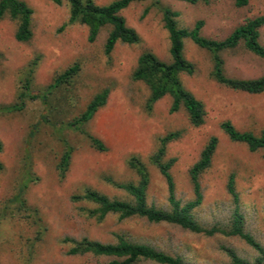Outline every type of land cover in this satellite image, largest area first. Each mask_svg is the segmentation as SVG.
I'll use <instances>...</instances> for the list:
<instances>
[{"label": "rangeland", "instance_id": "374dc122", "mask_svg": "<svg viewBox=\"0 0 264 264\" xmlns=\"http://www.w3.org/2000/svg\"><path fill=\"white\" fill-rule=\"evenodd\" d=\"M33 9L32 36L28 41L14 37L16 22L0 19V105L18 100L22 80L30 63L37 58L32 72L31 90L40 92L54 76L77 63V74L49 99L55 110L51 125L43 121L45 108L40 100H27L20 111L0 112V263L1 264H104L110 258L90 254L69 255L63 238L88 237L102 242L116 241L115 234L150 244L171 254L181 255L189 264H229L222 247L253 260L257 251L236 236L193 233L178 225L149 222L143 217L120 219L108 214L101 222L86 216L83 203L71 195L91 187L110 197L130 198L106 178L136 181L128 167L131 155L140 157L149 170L147 201L167 208V186L148 157L158 146V138L171 131L179 136L167 144V157H174L170 171L175 196L185 202L193 197L188 169L199 158L211 136L218 140L210 167L200 175L202 201L194 210L204 226H227L234 208L227 191V180L234 174L238 208L244 216L245 230L264 248V150L251 152L241 142H233L220 128L229 120L238 130L258 133L264 125V91L251 94L232 90L211 75L210 53L190 39H184V56L194 64L192 74H181L184 87L202 101L204 121L192 125L184 109L169 112L171 99L164 96L146 108L148 89L131 73L144 50L168 61L169 40L157 4L179 12L178 22L190 27L197 19L204 25L201 34L212 39L225 38L246 19L264 15V0H249L237 7L232 0H212L189 4L179 0H134L120 11L126 24L139 34L137 43H116L109 54L104 42L109 27H102L89 42L88 28L68 23L69 4L61 0H24ZM99 5L114 0H94ZM264 45V25L259 29ZM224 73L236 78H256L264 74V58L242 44L221 53ZM107 88L105 103L84 124L83 129L100 139L104 151L91 146L84 133L61 127L60 121L72 119L88 101ZM72 146L70 164L60 177L56 164L64 149L63 140ZM25 207L15 194L22 183ZM134 264H160L141 259Z\"/></svg>", "mask_w": 264, "mask_h": 264}, {"label": "trees", "instance_id": "16d2710c", "mask_svg": "<svg viewBox=\"0 0 264 264\" xmlns=\"http://www.w3.org/2000/svg\"><path fill=\"white\" fill-rule=\"evenodd\" d=\"M60 4L61 0H51ZM69 4L68 23H80L88 28V41L96 38L102 27H109L105 42L104 53L109 54L116 43H137L140 39L137 31L126 24L120 11L134 0H114L105 5H99L94 0H67ZM189 4L209 3L212 0H179ZM237 7L245 6L249 0H232ZM156 0L154 4H157ZM162 14L163 27L167 31L169 40V60L165 61L157 57L152 51L144 50L137 58V63L131 73L133 80L144 83L149 91L146 100V108L151 109L153 103L164 96H169L171 103L169 112L184 109L189 122L199 126L204 121L205 109L201 100L187 90L182 81L181 74H192L194 64L184 56V39H190L200 48L206 49L211 56V77L218 83L236 91L258 94L264 91V74L256 78H236L224 73V60L221 53L242 44L248 51L264 58V45L260 42L259 29L264 25V15H258L246 19L237 25L225 38L212 39L201 34L204 25L202 19H197L192 26H181L178 22L179 12L166 5L157 4ZM33 9L24 0H0V19L9 17L16 22L14 37L18 41H28L32 36L31 17ZM37 58L31 63L27 76L22 80V86L18 93V100L11 104L0 105V112L20 111L27 100H40L44 105L45 114L43 121L53 125L55 110L49 105L50 96L60 90L77 74V63L58 72L53 80L40 92L33 93L31 79ZM108 89L97 92L86 104L78 115L65 122L60 121L61 127L73 129L84 133L92 147L99 151L105 150V145L97 137L83 129L84 124L93 116L96 110L102 106L107 98ZM220 128L233 142L244 143L251 152L264 150V125L258 133L248 130H238L229 120L220 123ZM179 136L178 131H171L158 138V146L148 157L164 177L167 186V208L157 207L147 201V187L149 184V170L147 164L138 156L131 155L127 159L128 167L136 174V181L106 180L114 187L123 190L129 195L128 199L110 197L91 187H85L81 192L71 195L73 202H81V209L86 216L101 222L108 214H116L118 218L143 217L149 222L169 223L178 225L193 233L212 236L222 234L236 236L242 239L248 246L257 251L258 255L249 260L239 256L235 250L222 247L229 258V264H264V248L254 236L245 230L244 216L238 208V195L234 186V174L230 173L227 180V191L232 196L234 208L231 213L230 223L227 226L214 224L206 227L194 216L193 210L202 201L200 175L211 165L212 156L217 147L218 140L211 136L203 146L199 158L189 167L188 174L192 187L193 197L181 202L175 196L174 181L171 175V167L175 162L174 157H167V144ZM64 149L56 164L59 176H65L70 164L72 146L64 139ZM0 140V151L2 150ZM3 164L0 162V170ZM27 182L21 184L14 196L20 207H25L23 190ZM116 241L102 242L88 237L79 239L65 237L63 242L68 243L66 253L69 255L90 254L95 257L110 258L104 264H134L146 259L160 264H189L181 255L171 254L156 247L141 242L127 239L122 234H115ZM1 264V263H0Z\"/></svg>", "mask_w": 264, "mask_h": 264}]
</instances>
